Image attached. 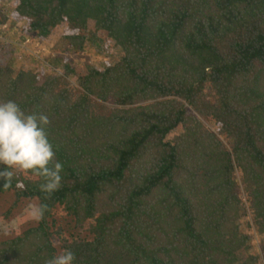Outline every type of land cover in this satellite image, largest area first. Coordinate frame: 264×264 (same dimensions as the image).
Returning a JSON list of instances; mask_svg holds the SVG:
<instances>
[{
	"label": "trees",
	"instance_id": "trees-1",
	"mask_svg": "<svg viewBox=\"0 0 264 264\" xmlns=\"http://www.w3.org/2000/svg\"><path fill=\"white\" fill-rule=\"evenodd\" d=\"M1 1L52 52L0 40V101L48 116L63 170L52 194L0 179L47 206L0 264H264V0ZM84 51L116 59L65 55Z\"/></svg>",
	"mask_w": 264,
	"mask_h": 264
},
{
	"label": "clouds",
	"instance_id": "clouds-1",
	"mask_svg": "<svg viewBox=\"0 0 264 264\" xmlns=\"http://www.w3.org/2000/svg\"><path fill=\"white\" fill-rule=\"evenodd\" d=\"M49 123L47 115L27 113L13 100L0 101V166H3L0 179L4 181L3 188L12 187L16 173L22 172L40 178L43 193L52 194L59 189L63 165L54 160V147L46 131ZM15 187L24 189L25 184L16 180ZM46 207L44 204H30V218L39 222ZM73 261V252L64 249L48 264H73Z\"/></svg>",
	"mask_w": 264,
	"mask_h": 264
},
{
	"label": "rangeland",
	"instance_id": "rangeland-1",
	"mask_svg": "<svg viewBox=\"0 0 264 264\" xmlns=\"http://www.w3.org/2000/svg\"><path fill=\"white\" fill-rule=\"evenodd\" d=\"M1 5L7 11H9L11 8V0H2ZM0 40L8 41L14 44L17 47L16 54L21 56V60L24 63L30 60L38 65H41V62H43L45 59V55H47L48 52H52L50 45L40 43L31 35H27L26 37L22 38L17 24L13 23L11 20H9L8 23L0 26ZM94 47L97 49L99 45L94 43ZM38 49H40V55L36 54ZM65 55L74 64L99 63L100 61L112 62L116 59L115 52L98 54L97 52L94 53L90 51H84L77 53H65ZM15 200L16 198L12 192L0 194V238L6 235L17 234L24 229L37 224V222L32 220L28 214V206L30 204H37L36 200L21 199L16 203ZM55 217L58 219L57 224L60 220H63V226L65 214L63 213L61 207H57L55 209L54 218ZM64 228L67 233L72 232L75 229L72 224L69 226H64ZM254 242L256 243L257 239H255ZM255 246L257 245L255 244L253 249H256Z\"/></svg>",
	"mask_w": 264,
	"mask_h": 264
}]
</instances>
